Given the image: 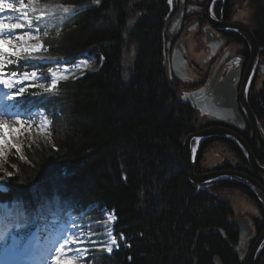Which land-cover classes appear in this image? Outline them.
Returning <instances> with one entry per match:
<instances>
[{"label":"trees","instance_id":"obj_1","mask_svg":"<svg viewBox=\"0 0 264 264\" xmlns=\"http://www.w3.org/2000/svg\"><path fill=\"white\" fill-rule=\"evenodd\" d=\"M39 2L76 7L43 36L47 56L88 51L104 62L96 72L45 91L49 137L37 134L0 165V186L8 189L0 199L22 198L37 208L53 194L64 209H114L124 237L111 255L93 250L89 264H241L229 246L236 242L230 207L206 191L195 193L188 179L183 138L196 129L195 111L179 100L165 73L166 0ZM257 36L264 49V25ZM131 46L129 68L124 50ZM258 99L264 127V83ZM217 227L227 241L213 232Z\"/></svg>","mask_w":264,"mask_h":264},{"label":"flooded vegetation","instance_id":"obj_2","mask_svg":"<svg viewBox=\"0 0 264 264\" xmlns=\"http://www.w3.org/2000/svg\"><path fill=\"white\" fill-rule=\"evenodd\" d=\"M168 1L166 0L167 10L161 30V49L168 80L174 90L179 91L181 95L185 92L203 90L198 94L203 101L204 98L210 97L212 101L220 104L218 97L221 92L218 91L220 85L227 79L236 78L234 83L236 103L243 126L227 125L215 117L194 109L197 120L202 127L226 126L237 132L248 141L256 156L264 162V149L255 138L241 98V91L246 83L245 70L251 57L250 42L241 31L214 24V22L224 25L233 24L246 28L252 32L259 45L258 63L248 84L247 98H244L245 105L254 107V90L258 88L256 83L264 75L263 46L257 36L258 24L261 20L258 6L261 0H211V3L209 0H172L170 5ZM176 53L183 55L179 56L180 60H175ZM216 146L225 153H221L216 169L233 168L235 165L230 156L231 154L241 156L239 147L229 139L215 136L204 143L202 151L205 153ZM239 167L244 166L236 165V168ZM199 168L205 169L201 165ZM255 176L264 181L263 175L255 174ZM256 206L259 207V204L257 203ZM250 219L255 234L244 241L245 250L252 247L258 237L259 228L262 227V210L260 217L252 216ZM257 264H264V249Z\"/></svg>","mask_w":264,"mask_h":264},{"label":"snow or ice","instance_id":"obj_3","mask_svg":"<svg viewBox=\"0 0 264 264\" xmlns=\"http://www.w3.org/2000/svg\"><path fill=\"white\" fill-rule=\"evenodd\" d=\"M97 4L100 0H95ZM172 3V0H169ZM5 10L19 11L21 15L26 16L24 9H15L12 3L0 0V14ZM63 11L68 12V8H63ZM10 18L0 15V116H7L9 119L15 118L16 122L21 128L24 126V121L21 119L23 116H30L31 111L28 109V105L32 102L30 100L31 93H28V89L34 86V81L37 79V72H19L16 70H10L11 66L16 68L21 67L19 61L25 60V64L31 62V54L34 51H38L42 45H27V41L37 39L32 35L33 32H39L37 27L33 29L32 20L27 19L21 22H8ZM37 21L39 17L36 18ZM19 20V17H17ZM25 23L27 24V31H25ZM47 35V32L44 33ZM14 41H23L25 46L17 47ZM8 45V48H5ZM21 53L26 55L22 56ZM12 57H15L13 59ZM33 68L37 65L32 64ZM49 72L54 77L56 74L49 69ZM55 81H53L52 88H54ZM50 90V89H49ZM23 97V99H21ZM6 101H11L7 103ZM28 109V110H25ZM19 128L12 127L4 121H0V158L7 155V150L15 149L17 153L20 152V148L12 143L13 134H18ZM195 139L199 140V137ZM10 145V148L8 147ZM193 149V153H195ZM22 158V157H21ZM15 170V166L10 165ZM9 177L12 176L11 172L6 173ZM6 188L0 187V191H6ZM47 208V211L45 210ZM51 213V204L41 208L39 220L42 221L41 226L33 233L34 247L41 246V234L51 233L52 228L50 224L58 225L59 220L52 218L49 219ZM2 235V233H0ZM92 242L91 238L85 239V237L79 233L72 232L68 234L67 228L58 229L54 234H50L47 239L43 241L42 256L45 264H79V259H86V254L89 249L82 248L80 245L84 243ZM116 244V240L113 237L110 241L107 251L111 253V245Z\"/></svg>","mask_w":264,"mask_h":264},{"label":"water","instance_id":"obj_4","mask_svg":"<svg viewBox=\"0 0 264 264\" xmlns=\"http://www.w3.org/2000/svg\"><path fill=\"white\" fill-rule=\"evenodd\" d=\"M214 24H216L218 27L219 26H225L224 24H221V23H215L214 22ZM243 30L246 33V35L248 36V39L250 40V44H251V58H250V62H249V69H248V72H247L246 77H245V80L247 81L248 77L250 78L252 70L254 69L255 64H256V60L258 57V44H257V41H256L253 34H251L249 31H246L245 29H243ZM181 56H183V55H181ZM229 86H230V91H229L230 97L229 98L231 99V102H233V104H234V93H235V91L233 89L232 84H230ZM231 93H232V95H231ZM193 98H194V96L192 94L191 95L190 94L184 95L185 101L189 102L192 106H196ZM217 111H218V113L216 112L217 114L222 115L224 117L229 116V117L233 118L232 120H234V121L236 118L238 119L237 114L235 112V109H233V108L230 109L229 105H228V107L222 106L220 108H217ZM250 118H251L252 125L255 129L257 138L259 139L260 143L264 146L263 130L260 127L258 120L256 119V116L254 114H250ZM237 121H239V120H237ZM215 134L228 135L233 140H235L237 143H239L241 145V147L243 148V150L245 151V154L247 156V159H248L250 165L253 168H255L256 170L264 173V165L261 164L255 158L250 147L248 146V144L245 142V140L243 138L232 133L229 130L220 129V128H211V129L202 130L198 133L190 134L184 142L183 147H184V151L186 154L190 180L194 183H202V182H207V181H211V180H221V179L241 181V182H244L245 184H247L250 188L254 189L257 193H259L262 196L263 202H264V186L259 181H257L256 179H254L253 177H251L245 173L237 172V171H230V170L219 171V172H214L211 174H203V175L195 173L194 169H195L196 151H195V153H193L194 148H192V146H193L192 141L196 137H199L200 142H201L204 138H206L210 135H215ZM200 142H199V144H200ZM236 224L240 230V237H246L252 233V230L248 225L247 219H244V218L239 219L236 221ZM216 232L222 233V231L220 229H216ZM222 237L223 238L225 237L223 233H222ZM263 240H264V231L260 234L255 246L253 247V249L249 253L244 264H254L255 263V259L258 256V251L260 249V246H261Z\"/></svg>","mask_w":264,"mask_h":264},{"label":"rangeland","instance_id":"obj_5","mask_svg":"<svg viewBox=\"0 0 264 264\" xmlns=\"http://www.w3.org/2000/svg\"><path fill=\"white\" fill-rule=\"evenodd\" d=\"M61 7H64V6H61ZM66 8H68L71 11L68 10V12L65 13L63 11V9L61 11L56 9L55 11L52 12V14L56 15L57 17L61 16V15H64L65 17H67V16L71 15V13L74 12V10L76 9V7H74V6H67ZM27 19H30V18L26 17V20ZM125 57L127 59V63H131V61L134 57L133 48H129L128 51L126 50ZM90 65H91V61L89 59H85V60L81 61L79 66L76 65V66L67 67V66L63 65L62 63H60L52 70V72L55 73L56 75L54 77L51 75V82L53 83V81H55V84H57L59 81L73 76L76 72H83L85 70V68H89ZM88 70H93V69H88ZM263 79H264V75L262 76V78L258 79V81L256 83V87L261 86V82L263 81ZM260 80H262V81H260ZM31 113L34 114L32 122L34 124H36L37 130H40L43 132L47 131L48 122L46 121L45 117L43 116L44 115L43 112L34 110ZM9 121L11 122L9 125H11L12 127H15V128H19L16 121H12V120H9ZM12 139H13V137H12ZM14 141H15V139L12 140V142H14ZM8 147H10V145ZM6 151H7V155H8V150L6 149ZM216 151H219L220 153L225 154L223 152V150L217 146L212 148V149L207 150L205 152L204 158H203V161H205L204 165L213 163V161L215 159L219 161V159L217 157L213 156V153ZM231 155H233V154H231ZM230 157L234 161L233 157L232 156H230ZM1 159H4V157L0 158V160ZM213 190L217 193V195H219L220 197L225 199L233 207L235 214H237V215L247 214L251 217L256 216L254 214H260L261 206L259 205V207H257L256 201H252L253 199L251 197H249L248 195H246L245 193H243L242 191H240L238 189H234V188H228V186L222 187V188L220 186H215L213 188ZM35 231L36 230H33L31 232L29 238L27 239L28 241H30V240L33 241L32 236H33V233ZM12 241L13 240H11V242ZM0 245H1L0 254H1V252L4 253L7 250V247L12 246L10 242L7 243L6 241L0 242ZM246 251H247V249H246ZM82 260H83V258L79 259V264H81Z\"/></svg>","mask_w":264,"mask_h":264},{"label":"bare ground","instance_id":"obj_6","mask_svg":"<svg viewBox=\"0 0 264 264\" xmlns=\"http://www.w3.org/2000/svg\"><path fill=\"white\" fill-rule=\"evenodd\" d=\"M262 1V2H261ZM260 2H259V11L261 12L262 11V8L264 7V0H261ZM212 1L211 0H209V3H211ZM211 4H209V6H210ZM255 5H256V3H255ZM208 6V7H209ZM210 20H214V19H211V18H209ZM260 22H259V24H258V29H260L263 25H264V16H262V17H260ZM250 31V30H249ZM162 44V43H161ZM263 51H264V49H262V53H263ZM260 52V51H259ZM251 58V57H250ZM248 69H249V64L247 65V67H246V70H245V74H247V72H248ZM125 73H126V70L124 71ZM252 72H253V70H252ZM235 80H236V78H232V79H227V81H224L223 83H222V88L223 89H225V90H230V84H232V86H234V83H235ZM260 81H262V80H260ZM263 83H264V79H263V81L261 82V86L260 87H258V88H255V90H254V107H251V106H248V105H245V103H244V98H247V95H246V93H247V89H248V86L246 85V83H245V86L243 87V89H242V91H241V98H242V100H243V104H244V110H245V112H246V114H247V116H250V114H253L254 113V111H255V116H259V114H257V112H256V107H257V104H258V102L260 101L259 99H258V96L260 95V89L259 88H261L262 86H263ZM243 104H242V107H243ZM225 124H227V125H229L228 124V122H229V119L226 117L225 118ZM224 128H226V126H224ZM227 130H229L230 131V129L229 128H227ZM254 133L256 134V132H255V130H254ZM264 133V132H263ZM226 136V139H228V135H225ZM185 139V136H184V138H183V140ZM243 139L245 140V142L248 144V146L250 147V149H251V151H252V153L253 154H256V152L251 148V146H250V144L248 143V141L243 137ZM257 140H259L258 138H257ZM232 142V141H231ZM198 144H199V140H197V139H194L193 141H192V148H197V146H198ZM240 147H241V145H240ZM257 153H258V150H257ZM242 156V155H241ZM240 155H237V157L238 158H240L241 157ZM228 186V188H231L232 187V184H228L227 185ZM207 186L206 185H201V186H199L198 188H195V193H198V192H200V191H207ZM263 213H264V211H263ZM263 227H264V225H263ZM215 229V228H214ZM214 229H213V232H214ZM258 233H261V231H259ZM228 236V235H227ZM229 237V236H228ZM12 255V254H11ZM10 255V256H11Z\"/></svg>","mask_w":264,"mask_h":264}]
</instances>
